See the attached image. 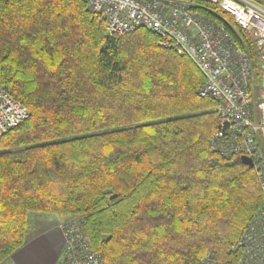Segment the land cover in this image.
<instances>
[{
	"label": "trees",
	"instance_id": "trees-1",
	"mask_svg": "<svg viewBox=\"0 0 264 264\" xmlns=\"http://www.w3.org/2000/svg\"><path fill=\"white\" fill-rule=\"evenodd\" d=\"M190 1L257 71L255 39L217 4ZM203 81L150 29L109 35L84 0H0V87L29 113L0 136V264L29 212L77 221L102 264L234 261L262 188L240 156L211 148Z\"/></svg>",
	"mask_w": 264,
	"mask_h": 264
},
{
	"label": "built area",
	"instance_id": "built-area-1",
	"mask_svg": "<svg viewBox=\"0 0 264 264\" xmlns=\"http://www.w3.org/2000/svg\"><path fill=\"white\" fill-rule=\"evenodd\" d=\"M101 14L109 35L143 26L158 43L188 56L204 76L198 96L215 101L218 119L209 138L224 156L262 159L256 173L262 199L242 234L230 243L236 255L223 262L206 253L202 264H264V5L254 0H210L229 13L233 22L255 39L257 71L222 23L194 11L190 0H84ZM29 116L28 110L0 87V136ZM62 264H102L75 220L61 224Z\"/></svg>",
	"mask_w": 264,
	"mask_h": 264
},
{
	"label": "crops",
	"instance_id": "crops-1",
	"mask_svg": "<svg viewBox=\"0 0 264 264\" xmlns=\"http://www.w3.org/2000/svg\"><path fill=\"white\" fill-rule=\"evenodd\" d=\"M59 222L60 219L50 220L41 228L31 229L7 264H56L64 241Z\"/></svg>",
	"mask_w": 264,
	"mask_h": 264
},
{
	"label": "rangeland",
	"instance_id": "rangeland-1",
	"mask_svg": "<svg viewBox=\"0 0 264 264\" xmlns=\"http://www.w3.org/2000/svg\"><path fill=\"white\" fill-rule=\"evenodd\" d=\"M261 4L264 5V0H261ZM28 216H29V220H30V226L28 228V232H30V230L32 228H41L44 226V224H42L43 221H50V220H58L60 219V222L58 224V227L60 228V225L67 222L68 220V217H62V216H59V215H55V214H49V213H37V212H29L28 213ZM39 222V224L41 223V225H37ZM36 225V226H35ZM61 229V228H60ZM62 231V229H61ZM63 234V232H62ZM64 238V236H63ZM63 245H64V241H63ZM62 254H63V246H62V250H61V254H60V257H62ZM236 256V255H234ZM60 257L58 259H60ZM217 259V258H216ZM219 260V259H218Z\"/></svg>",
	"mask_w": 264,
	"mask_h": 264
},
{
	"label": "bare ground",
	"instance_id": "bare-ground-1",
	"mask_svg": "<svg viewBox=\"0 0 264 264\" xmlns=\"http://www.w3.org/2000/svg\"><path fill=\"white\" fill-rule=\"evenodd\" d=\"M105 21V20H104ZM244 156V155H242ZM248 157V156H247ZM252 161V166L250 167H253L254 170L256 171V173L260 170V168L263 167V164H262V159H255V158H252V157H249ZM243 163V162H242ZM249 166V165H248Z\"/></svg>",
	"mask_w": 264,
	"mask_h": 264
},
{
	"label": "water",
	"instance_id": "water-1",
	"mask_svg": "<svg viewBox=\"0 0 264 264\" xmlns=\"http://www.w3.org/2000/svg\"><path fill=\"white\" fill-rule=\"evenodd\" d=\"M240 161L243 162L246 165L252 166V161L249 157L247 156H240Z\"/></svg>",
	"mask_w": 264,
	"mask_h": 264
}]
</instances>
